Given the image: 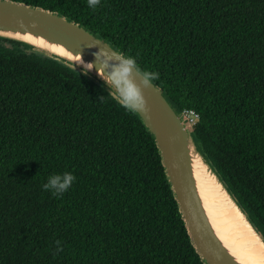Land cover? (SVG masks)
<instances>
[{
  "label": "trees",
  "instance_id": "trees-1",
  "mask_svg": "<svg viewBox=\"0 0 264 264\" xmlns=\"http://www.w3.org/2000/svg\"><path fill=\"white\" fill-rule=\"evenodd\" d=\"M14 1L158 72L177 111L199 114L198 149L264 239V0ZM30 48L0 36V264H205L139 116ZM65 171L67 192L43 188Z\"/></svg>",
  "mask_w": 264,
  "mask_h": 264
},
{
  "label": "water",
  "instance_id": "water-1",
  "mask_svg": "<svg viewBox=\"0 0 264 264\" xmlns=\"http://www.w3.org/2000/svg\"><path fill=\"white\" fill-rule=\"evenodd\" d=\"M15 35L40 38L48 44L62 47L75 58L79 57L90 68L92 64L94 66L89 68L90 70L74 67L66 58L35 49L31 43L16 38ZM0 36L26 43L32 49L85 73L101 82L111 94L110 86L99 74V71L101 74L108 71L103 68L106 57L101 54L97 58V55L101 50L108 51L109 55H115L112 50L126 55L75 20L50 9L14 0H0ZM133 78L139 83L141 76L133 73ZM141 87L147 103L144 109L135 113L155 139L166 176L197 253L205 264H245L221 238L207 211L199 189L194 160L199 156L206 164L208 163L198 149L193 127L180 115V111H177L154 81L147 87ZM219 181L221 182L220 179ZM223 186L225 187L224 184ZM225 189L227 190L226 187ZM227 192L232 197L228 190ZM255 231L257 232L256 229Z\"/></svg>",
  "mask_w": 264,
  "mask_h": 264
},
{
  "label": "bare ground",
  "instance_id": "bare-ground-1",
  "mask_svg": "<svg viewBox=\"0 0 264 264\" xmlns=\"http://www.w3.org/2000/svg\"><path fill=\"white\" fill-rule=\"evenodd\" d=\"M14 37L31 43L35 49L47 54L66 58L74 67L84 70L90 68L79 57H73L60 46L48 44L40 38L28 35H15ZM194 168L207 211L221 238L243 263L264 264V240L252 227L247 216L229 195L210 166L199 156L195 157ZM217 180L224 190V195H221L219 189L215 187ZM235 210H238V215Z\"/></svg>",
  "mask_w": 264,
  "mask_h": 264
},
{
  "label": "clouds",
  "instance_id": "clouds-1",
  "mask_svg": "<svg viewBox=\"0 0 264 264\" xmlns=\"http://www.w3.org/2000/svg\"><path fill=\"white\" fill-rule=\"evenodd\" d=\"M87 3L90 8L95 9L101 3V0H87ZM112 53H115V55H109L108 51L101 50L97 55V58L101 54L106 57L103 61V68L108 69V71H103V74L100 73L99 69L98 71L106 84L110 86L112 98L128 112L134 113L144 109L147 101L141 86L147 87L153 81L158 80L159 73L142 69L135 56L119 54L114 50H112ZM93 66L92 64L91 68ZM133 73L141 76L139 83L133 78ZM75 180V175L70 171L55 173L48 177L43 188L51 191L53 195H63ZM56 244L57 250L62 251L59 240L56 241Z\"/></svg>",
  "mask_w": 264,
  "mask_h": 264
},
{
  "label": "built area",
  "instance_id": "built-area-1",
  "mask_svg": "<svg viewBox=\"0 0 264 264\" xmlns=\"http://www.w3.org/2000/svg\"><path fill=\"white\" fill-rule=\"evenodd\" d=\"M180 115L193 127L199 120L200 116L197 112L191 109H183Z\"/></svg>",
  "mask_w": 264,
  "mask_h": 264
},
{
  "label": "rangeland",
  "instance_id": "rangeland-1",
  "mask_svg": "<svg viewBox=\"0 0 264 264\" xmlns=\"http://www.w3.org/2000/svg\"><path fill=\"white\" fill-rule=\"evenodd\" d=\"M216 183L217 184H215V187H217L219 189V192L221 193V195H224V190L222 189L221 185L218 183V180L216 181ZM235 213L238 215L239 214L238 210H235Z\"/></svg>",
  "mask_w": 264,
  "mask_h": 264
}]
</instances>
